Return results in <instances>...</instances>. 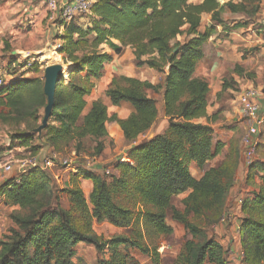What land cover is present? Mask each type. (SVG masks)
<instances>
[{
  "label": "trees",
  "instance_id": "1",
  "mask_svg": "<svg viewBox=\"0 0 264 264\" xmlns=\"http://www.w3.org/2000/svg\"><path fill=\"white\" fill-rule=\"evenodd\" d=\"M262 1L93 0L92 22L86 26L78 16L63 24L56 22L58 27L63 25L59 34L62 43L56 52L66 68L57 76L54 103L37 138L34 125L28 122L39 123L40 110L46 105L41 82L17 75L8 62L6 70L11 78L0 88V106L6 109L0 120L27 124L24 131L11 134L18 145L28 148L39 138L57 155L73 145L71 151L78 156L83 139L88 138L94 143L91 157H98L108 136L106 124L115 122L131 146L126 150L130 162L116 161L114 174L105 176L101 171L80 168L70 174V184L63 188L40 168L5 178L0 197L13 210L9 214L12 227L0 240V264H76L73 260L79 244L92 245L103 254L97 264H138L133 251L151 257L150 264H160L157 247L143 242V230L171 236L168 215L191 236L172 264H226L227 250L189 216L208 225L223 217L239 155L235 152L232 160L210 165L224 144L214 137L211 122L215 115H207L208 82L193 74L203 57L204 44L216 26L225 24L223 8L247 14V5L254 3L251 14H258ZM203 13L210 14L211 25L198 31ZM179 36L185 39L179 41ZM124 47L132 49L136 66L165 76L162 84L114 76L106 96L114 106L125 101L133 108L120 119L108 114L101 99L88 107L86 97L103 76L105 64ZM233 71L244 75L238 64ZM228 86L224 80L222 87ZM149 92L159 95L167 126L163 132L136 142L158 116L156 100ZM191 162L201 171L200 176L191 173ZM246 169V184L256 171L258 185L241 199V262L264 264V161L253 160ZM83 180L92 184L87 196L80 186ZM60 193L65 195L68 208L60 205ZM184 193L178 209L172 200ZM123 195L138 206L135 215L117 202ZM93 222L126 228L130 233L105 239L93 233Z\"/></svg>",
  "mask_w": 264,
  "mask_h": 264
},
{
  "label": "rangeland",
  "instance_id": "2",
  "mask_svg": "<svg viewBox=\"0 0 264 264\" xmlns=\"http://www.w3.org/2000/svg\"><path fill=\"white\" fill-rule=\"evenodd\" d=\"M199 0H191V2H198ZM226 0H220V3H224ZM238 1V0H233ZM254 3H249L247 5V14H244L242 12H235L232 13L228 9L223 8V12L227 11L226 13V19H225V25L228 29L234 30L235 33L239 36H242V24H245L247 22L253 24L256 28H262L264 30V0L259 4V11L258 14H251L253 10ZM260 14V15H259ZM79 18L85 20L83 23V26H86L85 24L90 23L92 21L90 17V12L85 13L78 16ZM82 22V21H81ZM58 23V21H57ZM0 21V64L5 65H11L12 68H15V73L17 75H25V78H37L40 80L42 85V90L44 87V81H45V71L46 68L53 66V65H60L62 66V69L60 70V74H62L65 71V68L63 66V62L58 56L56 50H53V48L58 44L59 34L58 31L54 33L52 39H50V42L47 46H44L43 50L38 51L34 54H25L20 51H14V45H12V40L14 38L15 31L18 32V28L21 26L19 25H12V23L9 25V23H3ZM230 24H233L232 26ZM29 29V28H27ZM24 35V32H22ZM228 37V36H227ZM181 38L184 40V36H181ZM180 38V39H181ZM39 39V38H37ZM181 39V40H182ZM235 35H231L229 41L232 44V46L229 47V52L231 50H234L233 48H236L237 53L239 54V59L234 62L230 61V72L226 74V77H224V80L226 81V84L230 85V87L233 89V92L230 93V96L233 100L237 101L238 94L241 93L244 89L251 87L254 89H259L261 86H264V66L261 67L260 64H256V56H259L258 53H260V48L257 47H249L250 54L248 52H245L243 54V59H248V63L242 64V43L239 45L237 42H235ZM56 40V41H51ZM60 43V42H59ZM237 46V47H235ZM233 47V48H232ZM103 50H106L109 52L107 47L101 46ZM246 54L249 55V57L246 58ZM261 55V54H260ZM233 56V52L230 54V57ZM229 57V58H230ZM236 57H232L234 60ZM11 62V63H8ZM264 62V60H263ZM238 64L244 69V75L240 76L236 72L233 71L234 66ZM264 64V63H263ZM110 69L108 70L110 73H112L113 77L118 76H128L132 78H136L139 80H146L151 83H159L160 75L157 71H152L153 69H150L146 66H136V63L134 61V56L132 53V49L130 47H124L122 48L119 55H114L112 59V63L110 64ZM64 67V70H63ZM262 69H261V68ZM232 69V71H231ZM58 73V74H59ZM250 74V75H249ZM112 77V78H113ZM64 83H66L67 78H63ZM261 89V88H260ZM259 89V90H260ZM92 92V91H91ZM264 93V90H262ZM44 93V92H43ZM152 97L155 98L157 106L160 104V97L159 95H153V93L149 92ZM262 93L260 95V97ZM45 95V94H44ZM46 98V96H45ZM211 101V99H210ZM237 104V103H236ZM238 105V104H237ZM111 108V107H110ZM45 107L41 108L40 112L44 111ZM117 116H124L128 113V107L121 105L119 108H116ZM6 109L4 107L0 106V115L5 114ZM108 114H111V110H108ZM160 118L157 120V122L154 124L153 131L156 133L161 130L162 125L160 122ZM263 120V119H262ZM242 121H244L242 119ZM28 123H31L34 125L33 130L36 129L39 126V123H33L29 121ZM111 123H114L113 125ZM27 124L25 123H16L13 120H0V161H10L12 162V170L9 173H6L5 175L1 176L0 179H5L11 176H14L18 174V171H20V164L17 162V160H20L22 158H29L30 156H37L34 155V152H38L41 147L38 145H34L35 141L30 143L28 148L23 149L16 141L11 139V134H15L21 131H24ZM108 134L111 135V138L109 142L105 139V146L104 150L98 157H91L93 142L89 140L88 138L83 139V147L80 149V153L78 156H75V154L71 151L72 146L70 145L65 151L64 154H61L59 156H63V158H71L72 160H75L82 166L84 165L85 160H89V167H85L88 169H92L95 171L96 167L98 170L97 172H103L105 176H110L111 174H114L113 166L116 161H120L119 159L123 156H126V150L131 146V144H127L125 140L123 139L120 129L116 126L115 122H108L106 124ZM235 130L233 134L228 133H218L214 135L221 136L224 140V144L227 145L226 150L222 149L223 153L220 155V157H224V159H233L234 153L236 152L239 154V159L241 160V168L236 169L232 185L229 188L228 195H227V202L226 207L224 209L223 217L215 224L208 225L205 223L203 219L199 220H193L191 216L189 218L202 227L209 236L214 237L216 240L227 242L230 240V243L233 245L232 250L234 249L235 252L238 251L237 247L234 243V235L230 229L232 225L234 226L236 221L238 220V217L236 215V209L235 204L238 202V200L241 198L243 199L245 196L250 195V193L257 187L258 185V172H254L253 178L250 180L248 185L246 184V174L247 169L243 166L244 160H243V138L246 134V123L235 125ZM153 131H147L145 134L141 135L136 142L143 141L145 139H148L152 136ZM38 134L41 135V130H38ZM34 136L37 138V136ZM255 148H254V161H264V120L262 124L258 126V133L253 138ZM36 148H38L36 150ZM224 155V156H223ZM231 157V158H230ZM59 158V157H57ZM61 158V157H60ZM91 159V161H90ZM215 159L213 162H216ZM86 162V161H85ZM239 164V163H238ZM62 163H59V160L55 161V166L51 169L46 170L49 174L52 175L53 172L59 173L61 180L58 182L54 177L55 182L58 184L59 187H65L68 186L69 183V176L71 172L69 170L64 171V168L62 167ZM61 170V171H60ZM107 172V173H106ZM193 173V170H191ZM81 188L85 194V196L88 195V192L86 190V184L81 183ZM60 205L63 208H68V202L64 194L60 193ZM124 197V198H123ZM123 197H117V202L122 204L123 206H126L131 209L133 214L135 215L137 213V205L133 203L130 199H127L124 195ZM126 198V199H125ZM182 196L174 197L172 200V204L177 207L178 209H181L180 206V200ZM239 203V202H238ZM241 204V203H240ZM13 210V207H4L2 204H0V240L4 237L5 234L8 233V230L10 227H12V223L9 219V214ZM167 223H169L173 227V234L171 236H159L156 233L152 232L151 229L145 228L143 230V242L149 246H155L157 247V250L160 254V264H172L173 259L181 249L182 244L187 240L190 239L191 236L185 231L183 226L179 223H175L170 220L169 215L166 219ZM91 229L93 233L96 235L102 237V238H108L112 236L113 234H129L130 230L126 228H115L105 222L97 223L93 222ZM233 238V241H232ZM228 239V240H227ZM225 244V243H224ZM229 249H227L226 257L234 255L233 253L228 252ZM228 253V255H227ZM133 255L137 259L138 264H150L151 263V257L145 254H140L138 251H133ZM99 256L102 257L103 254H98V252L94 249L92 245L87 244H79L76 247V255L74 257L73 262L76 264H97V260L99 259ZM208 264V263H206ZM234 264H240L239 262H236Z\"/></svg>",
  "mask_w": 264,
  "mask_h": 264
},
{
  "label": "crops",
  "instance_id": "3",
  "mask_svg": "<svg viewBox=\"0 0 264 264\" xmlns=\"http://www.w3.org/2000/svg\"><path fill=\"white\" fill-rule=\"evenodd\" d=\"M57 1L61 6L70 3V0H57ZM226 13L227 11L226 12L224 11L222 13V18L224 19V21L226 19ZM0 21L2 22V24L9 23L10 25L12 23V25L14 24L21 26L20 28H18V32L15 31L14 38L12 40V45H14L13 46L14 51L16 52L20 51L25 54H34L37 53L38 51L43 50L44 49L43 47L49 44L50 39H52V37L54 36L53 34L56 33V31H58V33H61L62 31V29H59L60 26L58 27L56 22L52 23L49 19H47V7L43 0H0ZM79 22L83 24L85 20L79 19ZM210 25H211L210 14L203 13L201 15L198 31H202L204 28ZM230 25L232 26L233 24ZM22 32H24V35L22 34ZM235 32H236L235 29L234 30L228 29L225 24L223 26L221 25L216 26L215 32L203 46V57L198 63L196 70L193 74L195 77L205 78L208 82L209 92L207 95V115H213V114L215 115V120L211 122L214 135L218 133L233 134L235 130L234 128L235 125L244 123V121H242L239 112V107L236 104L237 101L233 100L230 96V93L233 92V89L230 86L226 88L222 87L224 77H226V74L230 72V63H232L230 61L232 60L236 62L240 57L239 54L237 53L236 48L232 47L234 50H231V52H229L228 50L229 47L227 48V46L229 45L232 46L233 44L229 41L231 35L233 34L235 35L236 38L235 42H237L239 45H241L242 43V64L248 63V59H243V54L245 52H248L250 54L251 52L249 50V47L254 46L260 48V53H258L259 56H256L257 58L256 64H260L261 67L264 66L263 64L264 63L263 62L264 30H262V28L260 27L256 28L253 26V24L247 22L245 24H242V36H239V34L237 35ZM180 38L181 36H179L177 40L183 41V39L181 38L182 39L181 40ZM51 41H56V40H51ZM58 41L60 42V43L58 42L59 44L62 43L61 39H58ZM232 52H233V56L236 57L234 60L232 59L233 56L230 57V54ZM247 57H249L248 54H246V58ZM111 63L112 61L105 64L103 76L95 81V87L92 89L90 95L86 97V101H87V106L89 107L92 101L96 99H101L103 103L107 106V109L111 110V114H116L117 113L116 108H119L121 105L127 106L128 113L126 115L124 116L116 115L118 118L122 119V118H126L133 111V108L128 102L125 101H122L120 102L119 105L114 106L111 104L110 99L105 94V91L110 86L111 79L113 77L112 76L113 74L108 71L110 69L109 67L111 66L110 65ZM7 66L8 65L4 66L3 64H0V67L5 69ZM159 75H160L159 83L162 84L165 75L163 73H159ZM260 88H259L260 90L257 89L259 94L262 93L261 94L262 96L260 97L259 95L258 97V102H259L258 116L264 120V93L262 92V90H264V86H261ZM157 108H158L157 119L155 120V122L148 131H153L154 124L157 122L159 118L161 119L160 122H162L161 123L162 128L160 131L156 133L153 131L152 136L154 134L163 132L167 126V120L163 114L161 99H160V104L159 106H157ZM39 120H40L39 126L33 131L36 133V135H39L38 130H41L42 127L47 123L48 118L46 116L45 110L40 113ZM111 124L113 125L114 123ZM116 126L120 129L117 123ZM120 132L122 135L121 129ZM110 139H112L111 135L108 134V136L106 137L107 142H109ZM215 139L221 141L224 144V140L221 136H216ZM35 141H36L35 144L41 147L40 150L36 153L37 156L45 157L53 153L51 148L45 144L43 139L38 138ZM226 147L227 145L224 144L223 150L224 149L226 150ZM22 148L25 149L24 147ZM220 155L210 160L209 161L210 165L212 166L219 165L221 161L224 160V157L221 158ZM215 159L218 160H216V162H213ZM240 161L241 160L239 159L238 162L239 164L237 166L238 168H241ZM243 166L246 168L244 164H242V167ZM95 169L98 170L97 167ZM189 169L190 171L193 170V173L192 172L191 173L195 177L201 175V171L197 169L194 162L190 163ZM96 170L94 172H97ZM52 176L55 177V179L58 182L62 178L60 177L59 173H55V172L52 173ZM3 181L4 179H0V184ZM81 183L86 184V190L89 193L92 187L91 182L88 180H83ZM186 194L187 193H184L179 196L184 197ZM0 204H2V206L4 207H9L4 203L2 197H0ZM225 207H226V203H225ZM235 209L238 220L236 221L234 226L232 225V227H230V229L235 237L234 243L238 251L235 252L234 249L232 250L233 245L230 243V240L227 239L228 241L224 242L225 244L223 243V240L222 241H220V239L217 240L224 247L225 250L229 249L228 252L234 254L232 255V257L230 256L226 257V264H234L236 262L243 264L239 256L240 245L238 242V222L240 217V203L236 202Z\"/></svg>",
  "mask_w": 264,
  "mask_h": 264
},
{
  "label": "built area",
  "instance_id": "4",
  "mask_svg": "<svg viewBox=\"0 0 264 264\" xmlns=\"http://www.w3.org/2000/svg\"><path fill=\"white\" fill-rule=\"evenodd\" d=\"M47 7V19L52 23L57 21L66 23L76 16L89 13L90 7L93 0H70L67 5H60L57 0H43ZM60 25L59 29L63 28ZM60 44H56L53 50H58ZM10 76L5 68L0 67V88L4 86ZM258 91L254 88L248 87L238 94L237 104L239 107V112L241 118L246 123V134L243 138V160L244 165L247 166L254 160V148L255 144L253 141L254 136L258 133V126L262 124L263 120L258 116L259 102H258ZM59 157V158H57ZM61 157V158H60ZM59 160L62 163L64 170H69L71 173H76L78 169L89 167V160L84 161V165L77 163L71 158H63L55 153H51L45 157L40 156H30L29 158H22L17 160L20 164V171L18 174L26 172L30 168H40L42 170H48L55 166V161ZM121 162H130L127 156H123L119 159ZM91 161V159H90ZM12 170V162L10 161H0V177L9 173ZM107 173V172H106ZM55 178V177H54ZM241 203V198L238 200ZM240 258L242 257V252H239Z\"/></svg>",
  "mask_w": 264,
  "mask_h": 264
},
{
  "label": "water",
  "instance_id": "5",
  "mask_svg": "<svg viewBox=\"0 0 264 264\" xmlns=\"http://www.w3.org/2000/svg\"><path fill=\"white\" fill-rule=\"evenodd\" d=\"M62 69V66L60 65H53L48 68H46L45 71V81H44V87L43 92L46 96V105H45V113L48 118L51 108L54 103V89L55 84L57 80L58 73Z\"/></svg>",
  "mask_w": 264,
  "mask_h": 264
}]
</instances>
